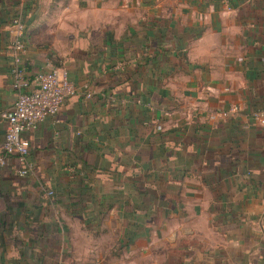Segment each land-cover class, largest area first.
<instances>
[{
	"label": "crops",
	"instance_id": "obj_1",
	"mask_svg": "<svg viewBox=\"0 0 264 264\" xmlns=\"http://www.w3.org/2000/svg\"><path fill=\"white\" fill-rule=\"evenodd\" d=\"M89 1L100 17L75 25L79 0H0V115L16 98L8 24L17 15L31 79L56 64L75 87L94 91L87 100L78 90L56 118L22 134L36 174L17 178L14 157L0 173V229L13 232L5 237L10 251L49 264L83 224L96 233L118 226L120 246L143 254L169 228L163 264H264V127H247L264 107V0ZM127 2L144 9L137 24L114 6ZM178 75L187 77L179 89L160 87ZM199 87L214 101L211 111L157 132L176 91L196 100ZM232 103L243 106L239 119L206 123ZM163 134L167 153L157 149ZM3 140L0 117V154ZM149 162L156 167L147 172ZM139 191L153 204L135 209Z\"/></svg>",
	"mask_w": 264,
	"mask_h": 264
},
{
	"label": "rangeland",
	"instance_id": "obj_2",
	"mask_svg": "<svg viewBox=\"0 0 264 264\" xmlns=\"http://www.w3.org/2000/svg\"><path fill=\"white\" fill-rule=\"evenodd\" d=\"M79 1L80 3H84L85 6L79 5V8L81 10L80 18L76 17L74 22L75 25H81L82 23L88 24L91 21H96L97 18L100 17V14H98L99 12L91 8L92 3L89 0ZM87 1L89 3L88 5L86 4ZM114 6L119 8L124 7V11H130L129 21H131L132 24H137L140 17H142L144 14V9H141L140 5H135L132 2H127L123 5L114 4ZM153 8L157 13V3L154 5ZM162 12L167 13L166 10ZM123 23L126 22L124 21ZM178 79L186 81L187 77L184 75H178L176 76V78L167 77L166 79H163V82L160 81L159 85L161 88H168L172 91H175L174 89H179V87L177 88L176 86L182 83V81H178ZM80 91L81 92L79 93H82L85 98V90L80 89ZM203 91H205V88L199 87V92L197 94V97L199 98H197L196 100H192L189 97L183 95L181 92L176 91V93L178 94L175 97L172 96V101L167 106L168 109L166 111L161 110L162 116L156 125V131L163 132L164 130L170 129L175 126L179 127L181 124H183V121H185V123H190L195 119L201 121V118L197 117V115L200 113V110L204 108L207 111H211L208 109L213 108L212 105L214 103V101H212L211 99H207L206 101L203 100ZM86 92L90 93L91 96L85 99H91L94 94V91L88 86ZM115 104L116 103L113 98H107V105ZM231 107H236L238 112L236 111V113L230 114V116L228 117H221L220 111L217 110L209 113L207 118H204V120L207 121L206 123H209V121L210 123H215L222 119H236L239 116V113L242 111L243 106L240 103H232L226 109H229ZM226 109H222L221 111ZM5 168L0 169V173L5 170ZM21 169V165L19 164V166L14 170V175L17 178L28 177L19 176V171H21ZM34 174H36L35 171L33 172V175ZM3 205L4 202H2V200L0 199V213L3 210ZM82 226L83 224L80 228H74L72 230L73 233L70 234L71 240H68V244L64 243V245H58V250L56 249V252L52 254L49 264H163V259H161V257L166 255V251L170 249V247L166 244L164 245L161 240V237L165 236L168 238V241H171L169 238L170 236H168L170 235V233H168L169 228H167L164 233L153 234L151 237V247H149L148 250H145L144 248L142 252L143 254H141V251L136 250L134 247L122 248L120 246V244L117 242V238L118 236H120L121 233V230H119L118 226L113 227L112 230H106L105 228H101L100 231H98L97 233L92 229H87L85 227L83 228ZM178 233L180 236H182L181 230L178 231ZM198 241L199 243H201L200 239H198ZM153 242H155L156 245ZM66 255H70L68 259H65Z\"/></svg>",
	"mask_w": 264,
	"mask_h": 264
},
{
	"label": "built area",
	"instance_id": "obj_3",
	"mask_svg": "<svg viewBox=\"0 0 264 264\" xmlns=\"http://www.w3.org/2000/svg\"><path fill=\"white\" fill-rule=\"evenodd\" d=\"M8 30L11 36L9 73L16 98L13 106L0 115L4 126L0 169L5 168L10 158L14 157L22 168L19 176H32L34 170L28 158L29 143L22 138V134L35 129L45 118H56L65 99L76 95L79 89L68 81L62 68L40 71L30 79L24 64L25 26L19 15L11 19ZM82 88L85 98H89L91 94L86 92L88 86ZM236 111V107H231L220 111V116L228 117ZM249 118L252 123L264 126V107L252 111Z\"/></svg>",
	"mask_w": 264,
	"mask_h": 264
},
{
	"label": "trees",
	"instance_id": "obj_4",
	"mask_svg": "<svg viewBox=\"0 0 264 264\" xmlns=\"http://www.w3.org/2000/svg\"><path fill=\"white\" fill-rule=\"evenodd\" d=\"M158 44H159V42H158ZM160 53L163 54L164 52H160ZM157 55H159V53H157ZM52 68H60V66L54 64V67H52ZM29 78L31 79L32 77H29ZM82 87H80L78 89L79 90L83 89ZM236 119H239V118L237 117ZM147 120H148V118H147ZM256 126L257 125H255L252 122H249L247 124V127H256ZM261 127H264V126H261ZM166 136H167V134L160 135V138H159L160 140H158V143H157V149L159 151H163L165 153L170 151L169 148H168V142H169L167 140L168 137H166ZM156 141H157V139L154 138L153 142H151L149 144V146L153 147V145H156ZM149 152H151V154H150L151 159L150 160H153L154 159L153 150L150 149ZM141 155H142V151L140 152L139 157H141ZM154 161H155V159H154ZM176 162H179V160H177V161L175 160V161H172L170 163L174 164ZM115 163H116V165L118 167L117 169H119V168L121 169L124 166L122 163H118V164H117V162H115ZM115 163H114V166H115ZM145 166H146V171L147 172L149 170H153V168L156 167V165L153 164V162H149ZM169 166H170V164L168 165V167ZM148 174H150V173H148ZM125 179L128 181L127 183L130 182L132 184V187H135L136 184H135V181L133 180V176L125 175ZM147 195H148V193H146V192H140V191L138 192V198H137V203L138 204L135 205L136 206L135 209H139V210L140 209H145V206H146L145 202L146 203H150V202L152 203L153 202L154 197L151 196L150 197L151 200H148L149 196H147ZM116 201H117V203L120 202L118 200H116ZM128 216H129V218L135 217V213L133 212L132 214H130ZM1 224L2 223H0V225ZM0 228H2V225L0 226ZM12 233H13L12 230L8 229L5 225H4L3 229H0V264H39V261H41L39 259L40 255H32V254L31 255H26L24 250H23V252H21V248H18L16 246V244H15V246H16L17 250L20 251V253H17L18 251H16L15 254H12V252L9 249V245H7L6 238H5V237H8Z\"/></svg>",
	"mask_w": 264,
	"mask_h": 264
}]
</instances>
